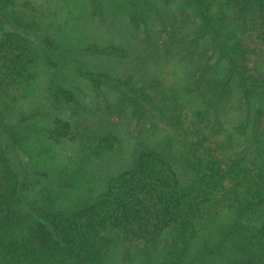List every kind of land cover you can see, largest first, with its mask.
Returning a JSON list of instances; mask_svg holds the SVG:
<instances>
[{
    "label": "trees",
    "instance_id": "obj_1",
    "mask_svg": "<svg viewBox=\"0 0 264 264\" xmlns=\"http://www.w3.org/2000/svg\"><path fill=\"white\" fill-rule=\"evenodd\" d=\"M147 1L134 3L139 45L79 58L66 47L85 36L63 26L47 36L57 63L38 26L6 27L15 0H0V264H264V0H178L190 10L179 21ZM90 52L108 69L93 73ZM31 135L76 143L80 162L126 141L130 156L94 200L70 187L31 196L41 181L14 157L43 168ZM55 155L42 176L58 187L76 175Z\"/></svg>",
    "mask_w": 264,
    "mask_h": 264
},
{
    "label": "rangeland",
    "instance_id": "obj_2",
    "mask_svg": "<svg viewBox=\"0 0 264 264\" xmlns=\"http://www.w3.org/2000/svg\"><path fill=\"white\" fill-rule=\"evenodd\" d=\"M142 1L144 4L145 0H104L99 7H96L92 0H15V5L11 8V10L16 12L18 19L15 20L14 18H11L13 19L11 27H6L9 29L25 31L26 25L32 26L35 24L38 26L39 29L31 31H35L39 40L42 42L43 39L45 40L48 45L47 47L50 46L49 50L51 51V57H53V59L58 63V58L52 53L55 51L53 50L54 47L49 43L50 40L47 36H53L54 33H57L56 29L59 31L60 28H63V26L66 28L75 27L74 30L82 32L85 36V38L80 41H69L71 44L66 47L70 52L78 53L74 55L75 57L83 58L80 57V53L86 52L85 48H88V45L97 44L101 47V49L106 45H109L111 42L118 43V41H121L124 45H129L131 42H137L139 45L141 43L140 39L137 40L133 38L132 26L135 23H138L139 19H141L138 14L139 9L135 8L134 3L140 4ZM147 3L150 7L154 8H159L160 6L163 10L173 9L174 14L177 15V21L190 14L189 9H185L187 10L185 11L183 10L184 7H180L178 0H153V2L147 1ZM41 24H43V26H41ZM48 27H50V29H48ZM42 30L46 32H43ZM74 30L72 32H75ZM64 31L66 32V29ZM58 34L59 39H61L60 37H63L62 33ZM104 53L105 52H103V54ZM91 54L94 53L90 52V56H88V58L92 57V60H95L96 63L91 64L92 66L89 63L87 64H89V67L93 69V73L108 69V65L105 64V61H103L106 56L103 57L100 55V57H95V59L93 56L97 55ZM77 60L78 59L75 61ZM83 60L81 59L80 62ZM82 81L85 84V81L89 80L82 79ZM89 93L90 95L94 94L92 90H89ZM102 95L103 94L100 95L101 98ZM48 117L49 115H46L42 121L46 123ZM101 118L105 119L106 115L104 116L101 114ZM43 122H41L38 127H41ZM112 123H121V121L114 118V122ZM123 129H126L125 126H123ZM125 132L126 131H124V133ZM132 132L134 133L133 136L140 135L138 134L139 130L137 128H134ZM31 139V150L28 151L35 152L37 150H42L43 158L46 159L42 163L43 168H54L52 158H54L56 156L55 153H57L60 157L61 163L65 165V168L68 171L67 173L72 174L74 171L73 173L76 175V177H71L70 174H66L64 178L59 181L60 183H58L57 187L54 184L57 183V179H54L55 172H49L51 175L46 177V179L42 176V172H48L47 169L45 170L42 167H38L39 169L35 171L28 170V164L32 163V165H34L36 159H34L31 154L28 155L27 152L18 147L17 151H15L14 157L18 164H20L24 170L29 172L27 179H30L32 182L37 180L41 181L39 185L31 190V196L36 195L35 192L37 191V188L39 191H42V188L45 186H49L53 189L56 188L60 191H62V189L65 191L70 187L68 191L74 192L76 190L79 192L78 197H84L81 201L88 202L94 200L103 189V180L114 174L119 168H124L127 165V154L130 156L129 153H125L124 151V148L128 143L126 141L121 144L120 149H115L112 153H109L106 158H102L103 160L94 159L91 161L89 159H83V161L80 162L83 156L78 153L79 147L76 143L68 142L66 146L60 143L56 144L49 140L47 136L46 141H50L55 144L56 146L54 147L48 144L49 142L44 143L40 137H37V135L32 136ZM80 176H84L90 181V183H92V185H89L88 181H86L85 185L89 186L84 188L86 190H83L82 193H80V190L83 187V178ZM66 193L65 197L67 201L74 198V195L69 194L68 192ZM76 205H78V203L68 204L70 207H76Z\"/></svg>",
    "mask_w": 264,
    "mask_h": 264
}]
</instances>
